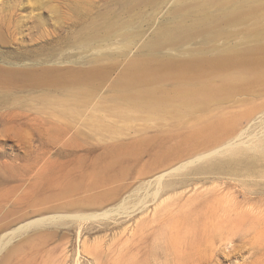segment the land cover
Masks as SVG:
<instances>
[{"label":"rangeland","instance_id":"374dc122","mask_svg":"<svg viewBox=\"0 0 264 264\" xmlns=\"http://www.w3.org/2000/svg\"><path fill=\"white\" fill-rule=\"evenodd\" d=\"M239 2L247 5L238 19L223 23L211 42L197 35L155 53L147 46L161 32ZM263 29L264 0H0V245L28 221L88 199L150 192L154 174L260 133L264 52L253 50L264 45ZM223 47L239 53L218 55ZM196 53L203 55L192 59ZM137 74L145 79L133 89L138 95L178 96L201 85L217 95L189 113L180 109L181 125L179 108L156 117L121 93L123 79ZM79 90L86 95L77 98ZM75 101L83 102L77 117L59 108ZM87 223L49 232L52 247L71 241L76 253L81 240L103 234L98 222ZM33 230L14 241L20 251L29 235L42 242L45 232ZM261 232L236 242L217 264H264Z\"/></svg>","mask_w":264,"mask_h":264},{"label":"bare ground","instance_id":"6f19581e","mask_svg":"<svg viewBox=\"0 0 264 264\" xmlns=\"http://www.w3.org/2000/svg\"><path fill=\"white\" fill-rule=\"evenodd\" d=\"M243 2L230 8L220 7L212 15H201L189 26L161 32L147 46L150 50L152 48V52L159 51L167 45L180 46L197 35L205 42H211L218 34L222 35L218 28L223 23L238 19L241 9L247 5ZM257 35L251 33L248 36L256 39ZM183 49L179 48L177 52ZM223 49L217 48L220 51L218 55L239 53L233 48ZM253 52H264V45ZM171 53L176 54L175 51ZM200 55L203 54L191 56L196 59ZM168 60L172 62V59ZM140 65L136 64L137 70ZM142 77L137 74L133 78L123 79L121 93L129 95L136 105L150 110V114H156V117L163 112L174 115L179 108L177 119L173 118L179 124L182 123L180 114L183 109L188 112L214 100L217 95L206 85L187 89L178 96H159L151 91L147 95H138L133 89L145 80ZM246 78L238 75L233 79L242 81ZM81 90L76 92L77 98L86 95ZM75 103L60 105L59 108L77 117L83 102ZM199 120L202 123L204 119ZM258 124L262 131L250 139L245 140L241 134L235 141H228L201 157L154 174L148 180L150 186L154 187L150 192L126 198L123 194H116L112 198L103 196L76 202L68 205L70 210L64 213L28 221L4 233L0 245V264H82L83 256L88 258L89 264H217L228 257L226 255L234 250L236 242L250 241L251 237L255 238L264 231V117ZM90 221L99 223L100 233H103L101 236L80 239V248L76 249V253L72 252L71 241L52 247L50 241L54 236L51 233L58 231L55 229H69L74 225L81 228L82 224ZM33 229L45 232L39 234L42 242L34 244L37 234L29 235V246L20 251L22 247L15 246L14 241L19 237L22 239L26 233L30 234ZM57 244L54 242V245ZM258 263H261L260 259Z\"/></svg>","mask_w":264,"mask_h":264}]
</instances>
